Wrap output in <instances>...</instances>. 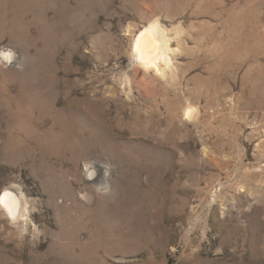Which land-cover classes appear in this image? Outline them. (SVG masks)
<instances>
[{
  "label": "rangeland",
  "instance_id": "374dc122",
  "mask_svg": "<svg viewBox=\"0 0 264 264\" xmlns=\"http://www.w3.org/2000/svg\"><path fill=\"white\" fill-rule=\"evenodd\" d=\"M8 188L0 264H264V0H0Z\"/></svg>",
  "mask_w": 264,
  "mask_h": 264
},
{
  "label": "bare ground",
  "instance_id": "6f19581e",
  "mask_svg": "<svg viewBox=\"0 0 264 264\" xmlns=\"http://www.w3.org/2000/svg\"><path fill=\"white\" fill-rule=\"evenodd\" d=\"M139 33L134 46V56L138 64L146 70L160 68L162 63L168 68H173L172 54L174 50L168 34L161 25L157 21L153 22ZM11 56L14 57V55ZM195 110L188 107L185 112L187 118L191 120ZM19 198L12 188L6 189L0 197L1 206L14 219L19 218L22 211V203Z\"/></svg>",
  "mask_w": 264,
  "mask_h": 264
}]
</instances>
